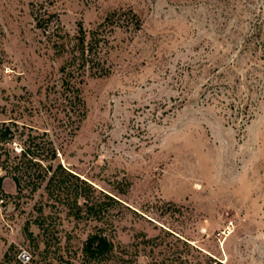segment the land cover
Listing matches in <instances>:
<instances>
[{
	"label": "rangeland",
	"instance_id": "1",
	"mask_svg": "<svg viewBox=\"0 0 264 264\" xmlns=\"http://www.w3.org/2000/svg\"><path fill=\"white\" fill-rule=\"evenodd\" d=\"M79 23L105 36L109 73L77 79V119L62 103L60 66ZM6 126L0 264L42 249L44 227L72 249L96 228L125 245L168 231L221 264H264V0H0ZM21 146L41 164L31 170L60 162L85 180L103 217H74L71 188L17 192L7 165Z\"/></svg>",
	"mask_w": 264,
	"mask_h": 264
},
{
	"label": "trees",
	"instance_id": "2",
	"mask_svg": "<svg viewBox=\"0 0 264 264\" xmlns=\"http://www.w3.org/2000/svg\"><path fill=\"white\" fill-rule=\"evenodd\" d=\"M130 13L136 26H139L140 20L137 15L132 10ZM114 16H116L115 11L109 12L103 22L99 24V27L106 22H112ZM105 40V36L99 35L96 29L87 32L82 23H79L75 46L70 51L71 54L65 63L60 66L62 103L66 109L71 110L77 119L82 118L85 114V106L80 97L77 79L80 81L81 76L87 69L100 76L109 73V67L105 65V61L98 53L100 42ZM65 43L66 41L62 39L59 42H54L59 51L64 48ZM8 130L9 127L6 126L3 131H0V141L5 142L10 139V136L7 135ZM50 151H52V156L55 158V150L51 148ZM15 157L17 161H10L7 169L11 172V178L15 183L17 192L25 186L29 187L31 192H34L41 186L43 181H46L44 188L48 193H54L55 191L59 195L62 191L71 188L70 193L73 192L74 195L70 209L74 217H83L81 211H84L86 216L97 215V213L104 211V201L90 198L87 194L86 191H89L91 186L85 180H81L75 174L69 172L60 162H57L54 168H52V164H49L44 166V171L35 172V169L31 170L33 166H40L41 164L35 160L29 146H21ZM71 178L79 180L80 184H73ZM2 179L3 176L0 177V186ZM71 185H73V188ZM79 195H82L85 199L81 205H77L76 201ZM104 196L109 201H118L107 194H104ZM94 217L102 218L103 216L97 215ZM44 221L43 219V221L38 222L39 225L42 226ZM42 234L43 248L39 249L38 243L33 241L34 245L30 250V255H27L25 262H23L24 259L18 258L19 262H23V264H221V261L203 254L199 249H194L186 240L173 236L168 231H165L164 236L153 238L144 236L136 243L125 245L115 242L113 238L104 233L102 228H96L86 235L79 249H72L69 245L62 246L58 244L54 232L47 227L43 228ZM28 235L30 236L31 233L29 232ZM167 235H171L172 239L166 240ZM31 239L34 238L31 237ZM141 244L142 246L138 247ZM193 250H196L197 253ZM4 257L8 258V252H5ZM141 257H144V260H140Z\"/></svg>",
	"mask_w": 264,
	"mask_h": 264
},
{
	"label": "built area",
	"instance_id": "3",
	"mask_svg": "<svg viewBox=\"0 0 264 264\" xmlns=\"http://www.w3.org/2000/svg\"><path fill=\"white\" fill-rule=\"evenodd\" d=\"M26 257H27L26 254H21V255H20V258H22V259H25Z\"/></svg>",
	"mask_w": 264,
	"mask_h": 264
}]
</instances>
